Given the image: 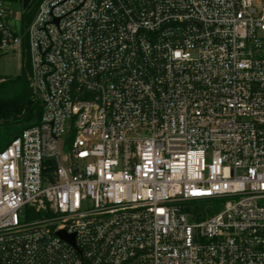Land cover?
Wrapping results in <instances>:
<instances>
[{
    "label": "built area",
    "instance_id": "1",
    "mask_svg": "<svg viewBox=\"0 0 264 264\" xmlns=\"http://www.w3.org/2000/svg\"><path fill=\"white\" fill-rule=\"evenodd\" d=\"M24 33L0 264H264V0H42Z\"/></svg>",
    "mask_w": 264,
    "mask_h": 264
},
{
    "label": "trees",
    "instance_id": "2",
    "mask_svg": "<svg viewBox=\"0 0 264 264\" xmlns=\"http://www.w3.org/2000/svg\"><path fill=\"white\" fill-rule=\"evenodd\" d=\"M41 1L32 0L24 10L23 31L34 19ZM23 43L27 46V35ZM25 64L28 65V60ZM27 81L24 70L14 79H3L0 76V150L24 129L37 124L41 118L43 106L39 100L32 97Z\"/></svg>",
    "mask_w": 264,
    "mask_h": 264
},
{
    "label": "rangeland",
    "instance_id": "3",
    "mask_svg": "<svg viewBox=\"0 0 264 264\" xmlns=\"http://www.w3.org/2000/svg\"><path fill=\"white\" fill-rule=\"evenodd\" d=\"M10 5L11 24L12 26L25 38L26 34L22 29V21L24 10L22 7V0H8ZM33 21V20H32ZM27 60L26 46L19 45L15 51L0 52V76L3 79H14L24 73L27 77V85L32 91V87L29 81V72H31V66L25 64ZM33 94V91H32ZM33 97V95H32ZM67 143L64 144L65 139L60 140L61 147L64 150L70 149L72 137H66Z\"/></svg>",
    "mask_w": 264,
    "mask_h": 264
},
{
    "label": "water",
    "instance_id": "4",
    "mask_svg": "<svg viewBox=\"0 0 264 264\" xmlns=\"http://www.w3.org/2000/svg\"><path fill=\"white\" fill-rule=\"evenodd\" d=\"M32 0H22V7L23 9H26Z\"/></svg>",
    "mask_w": 264,
    "mask_h": 264
}]
</instances>
